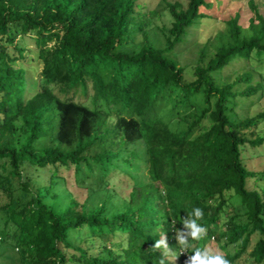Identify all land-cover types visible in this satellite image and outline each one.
Returning <instances> with one entry per match:
<instances>
[{
  "label": "trees",
  "instance_id": "obj_1",
  "mask_svg": "<svg viewBox=\"0 0 264 264\" xmlns=\"http://www.w3.org/2000/svg\"><path fill=\"white\" fill-rule=\"evenodd\" d=\"M187 1L150 11L139 0H0V258L12 247L21 264H159L153 247L166 233L175 264H186L194 249L180 254L175 233L198 207L208 238L195 247L218 238L237 264L257 237L247 255L264 264V196L249 188L264 173L248 170L243 157L247 145H264V112L234 118L240 98L264 96V76L256 84L252 73L233 82L215 78L235 61L264 55V18L252 3L248 30L238 15L227 21L225 37L211 57L201 52L195 79L186 82L175 48L207 17L202 9L212 8L208 0ZM160 12L169 14L170 27H154ZM28 34H35L43 69L38 92L26 99L25 71L14 64L24 51L16 39ZM139 38L138 53L124 51ZM90 86L107 110L75 99ZM137 142L146 148L149 183L132 184L124 210L111 212L109 185L122 173L116 162L131 164L122 153ZM72 168L79 185L85 173L97 175L88 189L107 199L93 209L73 195L66 207L49 203L61 170ZM231 193L241 198L247 222L237 221ZM84 228L90 248L71 239Z\"/></svg>",
  "mask_w": 264,
  "mask_h": 264
},
{
  "label": "rangeland",
  "instance_id": "obj_2",
  "mask_svg": "<svg viewBox=\"0 0 264 264\" xmlns=\"http://www.w3.org/2000/svg\"><path fill=\"white\" fill-rule=\"evenodd\" d=\"M166 2H180L187 6V0H139L143 9L150 11H160ZM212 4L211 9H202L203 12L207 14V17L200 20L197 26L191 27L189 29L188 35L179 43L175 48L174 56L180 62L182 66L186 67L185 80L186 82H191L195 79L194 67L199 59L201 52L207 53L208 57L214 53L215 49L219 45V41L222 37H225L227 31V21L235 16H239L240 24L248 30L250 21L255 17V11L252 8V3L257 7L258 12L264 18V0H208ZM155 28H161L163 26L170 27L172 20L167 12L161 13L154 21ZM151 39L160 48L165 47V43L159 41V36L155 32H151ZM35 34H28L16 39V43L24 48L22 53L23 58L15 62L16 68H21L25 71L26 80V91L25 98H31L39 90V82L41 78V72L43 69V64L38 57V48L35 45ZM140 43L130 45L124 48V51L130 54H136L140 51L142 47V38H139ZM12 45H8L10 50H13ZM243 73H252L254 75L253 82L260 79V75L264 76V55L258 57L253 54V58L249 61L238 60L233 62L230 66L226 67L220 73L215 75L218 82L226 81L233 82L237 77ZM75 99L84 105L90 107L91 109H103L107 110L105 102L102 100L95 99V91L92 86H90L88 94L85 95L82 92L76 94ZM240 104L237 106L236 114L234 118H249L255 117L260 113L264 112V96L260 97V93L252 96L250 99L240 98ZM114 116L116 115V108L112 106L110 109ZM261 134L264 135V122L261 124ZM122 157L129 159L131 164H128L122 160H118L116 163L119 165L122 173L120 171L115 172L112 183L109 185L110 189H114L111 192L114 198L110 202L111 212H121L124 210L127 198L131 193V185L134 184L137 188L149 183L148 176V162L146 148L143 142H137L128 146L122 153ZM244 164L248 170L261 174L264 173V145L261 147H251L247 145L243 150ZM63 176L62 179H56V186L50 191L49 203H53L58 208L66 207L71 200V196H75L78 201L87 203L88 209H93L99 206L104 200H106L105 192L94 193L90 187L96 182L97 175L84 174L82 179L86 180L85 183L80 182L79 185L76 182L74 175V168L71 171L66 169L61 170ZM16 195L21 196L22 192L16 184ZM249 188L252 190H257L264 196V178L252 179L249 181ZM138 190V189H137ZM108 197V196H107ZM229 197V203L233 205V209L239 214L237 221L239 223L247 222L246 209L242 206V201L239 196L231 193ZM2 226V225H1ZM225 227H221L219 230L220 238L224 241ZM89 235V230L84 228L80 234L72 233L71 239L74 245L83 246L85 248H90L91 241L87 238ZM257 237L252 238L251 245L248 252L251 251L252 247L255 245ZM211 246L222 251L219 246L218 238L214 239ZM233 252L234 247L229 246L228 248ZM91 253L99 252L98 247H93L90 250ZM247 252V254H248ZM244 254L237 264H251V258L249 255ZM0 264H21L19 253L16 249L4 248L1 249Z\"/></svg>",
  "mask_w": 264,
  "mask_h": 264
},
{
  "label": "clouds",
  "instance_id": "obj_3",
  "mask_svg": "<svg viewBox=\"0 0 264 264\" xmlns=\"http://www.w3.org/2000/svg\"><path fill=\"white\" fill-rule=\"evenodd\" d=\"M203 217V209L197 207L188 213L187 218L182 219L183 228L177 229L175 233L180 254L188 252L189 248L194 249L186 264H231L228 257L222 251L212 247L211 244H207L203 248L195 247L193 244V242L208 238L207 227L200 223ZM153 250L161 253L159 264H175L178 258L176 252L169 246L166 233L160 234L159 239L155 241Z\"/></svg>",
  "mask_w": 264,
  "mask_h": 264
},
{
  "label": "built area",
  "instance_id": "obj_4",
  "mask_svg": "<svg viewBox=\"0 0 264 264\" xmlns=\"http://www.w3.org/2000/svg\"><path fill=\"white\" fill-rule=\"evenodd\" d=\"M184 255L186 254V252L183 253Z\"/></svg>",
  "mask_w": 264,
  "mask_h": 264
}]
</instances>
